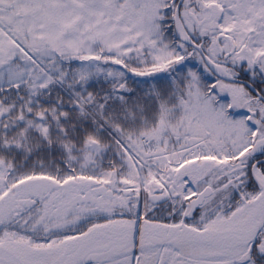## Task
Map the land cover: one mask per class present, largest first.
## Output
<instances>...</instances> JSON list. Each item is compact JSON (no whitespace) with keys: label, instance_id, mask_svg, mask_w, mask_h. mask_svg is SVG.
Returning <instances> with one entry per match:
<instances>
[{"label":"snow or ice","instance_id":"obj_1","mask_svg":"<svg viewBox=\"0 0 264 264\" xmlns=\"http://www.w3.org/2000/svg\"><path fill=\"white\" fill-rule=\"evenodd\" d=\"M0 264H264V0H0Z\"/></svg>","mask_w":264,"mask_h":264}]
</instances>
